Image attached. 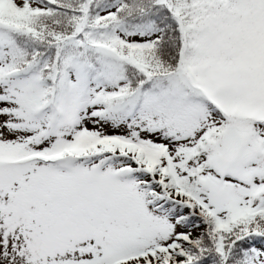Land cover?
Segmentation results:
<instances>
[{
    "label": "snow or ice",
    "instance_id": "snow-or-ice-1",
    "mask_svg": "<svg viewBox=\"0 0 264 264\" xmlns=\"http://www.w3.org/2000/svg\"><path fill=\"white\" fill-rule=\"evenodd\" d=\"M0 264H264V0H0Z\"/></svg>",
    "mask_w": 264,
    "mask_h": 264
}]
</instances>
